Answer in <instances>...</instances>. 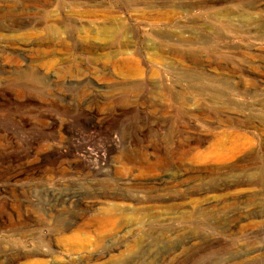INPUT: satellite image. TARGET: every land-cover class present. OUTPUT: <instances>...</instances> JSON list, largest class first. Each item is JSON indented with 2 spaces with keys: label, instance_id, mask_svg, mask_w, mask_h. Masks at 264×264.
Listing matches in <instances>:
<instances>
[{
  "label": "rangeland",
  "instance_id": "1",
  "mask_svg": "<svg viewBox=\"0 0 264 264\" xmlns=\"http://www.w3.org/2000/svg\"><path fill=\"white\" fill-rule=\"evenodd\" d=\"M193 3L0 0V264H264V0Z\"/></svg>",
  "mask_w": 264,
  "mask_h": 264
},
{
  "label": "bare ground",
  "instance_id": "2",
  "mask_svg": "<svg viewBox=\"0 0 264 264\" xmlns=\"http://www.w3.org/2000/svg\"><path fill=\"white\" fill-rule=\"evenodd\" d=\"M24 1V0H23ZM169 3H172L174 6L176 5V6H178V5H181V4H184V5H192V3L194 2V3H198L197 5H202V6H205L204 8H208V7H210L211 8V6H213V5H218V4H222V3H228V2H241V1H243V0H167ZM24 3H31V5L33 4L34 6H38L37 5V3L36 2H34V1H26V2H24ZM193 3V4H194ZM178 4V5H177ZM26 4H24V6H25ZM167 5V4H166ZM27 6V5H26ZM182 6V5H181ZM187 6V7H188ZM195 6V5H194ZM8 7V6H7ZM32 7V6H31ZM8 8H10V7H8ZM210 8H208V9H210ZM30 9V8H29ZM189 9V8H188ZM187 9V11L186 12H188V13H190V11H192V9H189L188 10ZM27 11V10H26ZM32 11V10H31ZM209 11V10H208ZM29 12V11H28ZM209 12H211V9H210V11ZM8 13V12H7ZM6 13V14H7ZM30 14V13H29ZM109 14V13H108ZM32 15H36V17H40V18H50L51 19V17H54L56 14H53V15H51V14H47V13H44V14H37V13H32ZM74 15V14H73ZM78 15V14H77ZM79 16L80 17H86V18H93V17H97L98 16V14L96 15L95 13H93V12H91V11H87V12H82L81 14H79ZM27 17V16H26ZM18 32V31H17Z\"/></svg>",
  "mask_w": 264,
  "mask_h": 264
}]
</instances>
